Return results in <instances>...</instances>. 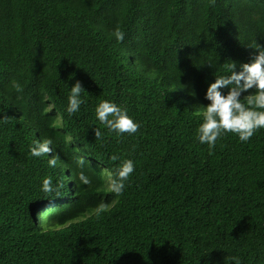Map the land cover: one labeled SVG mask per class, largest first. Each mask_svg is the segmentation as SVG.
I'll return each mask as SVG.
<instances>
[{
  "label": "trees",
  "instance_id": "16d2710c",
  "mask_svg": "<svg viewBox=\"0 0 264 264\" xmlns=\"http://www.w3.org/2000/svg\"><path fill=\"white\" fill-rule=\"evenodd\" d=\"M258 45L264 0H0V264H264V129L226 133L210 155L195 115ZM77 81L84 103L69 115ZM102 100L138 132H110ZM43 139L55 167L30 155ZM126 159L135 170L117 196L109 173ZM46 177L59 195L42 191Z\"/></svg>",
  "mask_w": 264,
  "mask_h": 264
},
{
  "label": "clouds",
  "instance_id": "9594fccd",
  "mask_svg": "<svg viewBox=\"0 0 264 264\" xmlns=\"http://www.w3.org/2000/svg\"><path fill=\"white\" fill-rule=\"evenodd\" d=\"M215 2L216 0H211L212 4H215ZM112 35L118 42L123 43L126 34L117 27ZM250 48L256 49L258 55H254L250 63L242 64L239 72L235 70L236 64L233 62L231 75L216 76L215 82L209 85L205 96V99L210 101V103L204 106L203 113L199 111L195 113L196 116H203V122L197 129L198 141L201 144L208 145L210 155L212 150L215 149L218 139L226 133L237 135L241 142H248L258 130L264 129V111L256 110L264 109V46L258 45ZM12 86L17 92L23 91L22 86L18 82H13ZM225 88L229 89L227 94L222 91ZM253 89H255L254 95L249 94L243 97L247 101L246 106L242 103L241 96L243 93ZM84 91L86 90L80 81H77L71 87L67 107L69 115L78 112L81 104L84 103L81 98V94ZM185 99L187 98L185 97ZM196 104L195 101L193 104L191 103L192 106H197ZM197 108H199V105ZM95 111L100 123L110 132H115L117 135H132L138 132L140 128V125L128 115L127 109L118 106L114 102L102 100ZM8 119L9 117L6 114L0 117V120L5 122ZM94 131L96 139H101L103 136L101 130L95 128ZM52 144L53 141L51 139L37 141L30 148V155L34 157L48 155L50 157L49 166L55 167L59 157L53 156ZM76 159L78 167L83 168L85 159L83 157H77ZM111 159L116 161L119 157L114 155ZM134 170V162L131 159L124 160L116 169L115 178L109 173L108 190L117 196L122 195L125 182ZM78 178L84 185L91 184V179L83 171L79 173ZM63 186V182H60L54 188L52 178L46 177L43 180L42 191L48 194L56 192L59 195ZM108 210V206L101 203L97 207V216ZM231 259L234 264H241L239 257H231Z\"/></svg>",
  "mask_w": 264,
  "mask_h": 264
},
{
  "label": "rangeland",
  "instance_id": "374dc122",
  "mask_svg": "<svg viewBox=\"0 0 264 264\" xmlns=\"http://www.w3.org/2000/svg\"><path fill=\"white\" fill-rule=\"evenodd\" d=\"M189 102H191L192 104L194 103V101H191V100Z\"/></svg>",
  "mask_w": 264,
  "mask_h": 264
}]
</instances>
